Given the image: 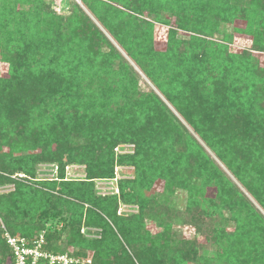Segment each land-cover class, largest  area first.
I'll return each instance as SVG.
<instances>
[{
  "label": "trees",
  "instance_id": "16d2710c",
  "mask_svg": "<svg viewBox=\"0 0 264 264\" xmlns=\"http://www.w3.org/2000/svg\"><path fill=\"white\" fill-rule=\"evenodd\" d=\"M243 1L204 0L210 18L222 15L217 21L176 7L187 0H174L173 6L167 0H80L89 15L73 1L77 18L46 29L41 18L44 9L21 14L7 9L10 27L3 33L0 28V58L10 68L9 78H0V112L10 119L3 117L0 134L13 127L28 134L19 136L20 143L15 144L21 157L0 155V186L15 187L0 195L1 221L9 233L33 239L45 232L46 249L51 252H68L65 248L69 246L79 249L76 255L92 252L94 264H134L100 213L89 211L83 218V204H90L112 221L123 220L93 193V180L111 178L117 161L135 167L134 180L121 183V200L138 204V218L161 228L150 252L117 224L140 264H264V235L260 237L264 230L258 227L257 231L248 222L264 224V68L251 61L248 52L232 61L235 55L219 46L215 55H226L224 64L229 68L216 64L226 68L217 72L209 52L213 43L205 47L199 37L220 35L221 26L227 29V6L235 15ZM247 1L255 35L253 50L264 52V0ZM216 10L219 15L211 14ZM155 24L168 27L167 35L178 49L186 47L182 66L187 80L177 79L173 85L182 89L184 83L192 89V82L202 88L199 120L158 83L155 73L141 61V47L131 43L139 36L131 35L127 27L133 26L151 40ZM180 31L193 36L183 39ZM115 45L156 92L146 94L134 88V70ZM201 46L205 48L196 53ZM239 63L252 65V74L245 75L240 68L231 71ZM162 65L157 70H169ZM191 74L193 80H189ZM177 116L195 135L188 134L195 143L188 144L185 153L167 154L159 143L146 142L151 129L161 133L165 127L173 133ZM3 140L0 149L5 146L14 151L16 146ZM128 143L135 146L134 155L116 159L115 148ZM43 162L62 169L84 165L88 178L47 184L56 196L11 178L18 173L35 177L36 165ZM155 181L165 182L164 191L146 196ZM212 187L216 195L209 198L207 188ZM178 191L186 195L181 199ZM66 211L70 220L61 230H52L49 218L54 212ZM83 221L87 226L103 227V239H85L80 233ZM186 225L195 229L197 238L192 243L181 237ZM200 236L212 246L200 245ZM12 260L10 247L0 237V264Z\"/></svg>",
  "mask_w": 264,
  "mask_h": 264
},
{
  "label": "rangeland",
  "instance_id": "374dc122",
  "mask_svg": "<svg viewBox=\"0 0 264 264\" xmlns=\"http://www.w3.org/2000/svg\"><path fill=\"white\" fill-rule=\"evenodd\" d=\"M75 1L82 10L85 11L86 14L89 15L88 11L81 5L80 0H0V28H3L1 32L7 31L10 27V21L5 17L6 10H11L14 13L19 12H25V11H34L35 9H44L43 14L41 15V18L44 19V27L45 29L48 28V26H55V25H61V21L68 18V21H72L73 19L77 18V15L74 13L73 8L74 4L72 3ZM148 1V0H147ZM156 1V0H154ZM169 5L173 6L174 0H167ZM248 1L239 2L238 5L240 6V9L237 10V13L234 15L235 11L230 10V6H227V12L225 17L228 18V24H226L227 29H222V33L215 34V36H199L205 40V47H208V42L213 43L209 47V52L211 56V61L214 62V66L216 64H220L222 66H225L228 70L229 66H226L224 64V61H228V58L226 55L222 54L221 57L218 56V53L215 55L216 50H222L226 49L228 50V53L231 55H235V58L232 61H238L237 57L243 52H248L252 55L251 61H258L262 68H264V52H257L253 50L254 45V39L255 35L251 32V17L249 16L248 11ZM49 6V8H48ZM176 7H180L184 9V12L196 14L199 15L200 13L205 14V17L210 18V15H208V11H210V7L207 6V4L204 3V0H187V2L183 5H180L177 3ZM175 10V9H174ZM42 11V10H40ZM176 11V10H175ZM167 14V12L163 13ZM211 14L219 15L218 11H214ZM222 16V15H219ZM219 16L216 17L217 21H219ZM212 20H216L215 18H210ZM196 20L200 23L201 19L196 18ZM233 21V24H230L229 22ZM92 21L95 25L99 26L97 21L92 18ZM174 23V21H172ZM121 23V21H120ZM127 31L133 35L134 37L139 36L135 39L132 37V45L135 47V45H138L141 47V54L140 58L141 61L144 62L147 67L150 69L151 73H155L158 77V83L164 88L167 89L170 93L174 94L176 96V99L178 103L183 106L184 109L190 111V115H197L194 116L199 120L200 114L202 113L203 109L199 106V99L198 96H202L203 91L202 88H198L193 85V83H190V86H192V89L190 87H185V84L183 83L184 87L180 89L179 87H175L173 83L178 81H186L187 74L185 71H183V56L186 51L185 48H177V44L175 43V40H171L170 37H168V27L162 26L159 24H155V29L153 30V38L151 40H146L145 35L142 33L137 32V30L132 26L131 28H126ZM237 29V30H235ZM125 31V29H124ZM225 31V32H224ZM127 33V32H126ZM181 34H183V39H185L186 36H193L192 33L186 32V31H180ZM188 38V37H186ZM116 46V45H115ZM220 46V49H218ZM117 47V46H116ZM204 46H201V48H196V53L201 49V51L205 48ZM118 48V47H117ZM119 49V48H118ZM119 51L122 53V56L125 58V61H129L130 66L133 68L134 73L131 75H134V82L133 86L136 90L140 91L141 93L144 92L146 94H149L151 91H155V88L151 81L143 74V72L135 65L132 64V62L128 59V57L125 55V53L119 49ZM184 51V52H183ZM142 55V56H141ZM194 57L196 54H193ZM196 59V58H195ZM162 61H165L162 63ZM182 61V63H181ZM198 61V60H195ZM163 64V68L166 69L169 67V70L166 72H162L158 69L157 65ZM220 65L215 66V70L217 72H222L223 68L226 70L225 67H221ZM238 65L237 67H232L231 71L233 69L236 70V68H240L244 71H246L245 75L252 74L253 66L245 63H239L234 64ZM9 68L10 65L8 62L3 61L0 58V78H9ZM162 69V70H164ZM157 70V71H156ZM159 71V72H158ZM229 72V71H227ZM237 74V71L235 74H232L231 77H235ZM189 80H193V74L189 75ZM132 82V81H131ZM170 83V84H169ZM181 86V85H180ZM132 96L133 99L137 98ZM161 100L163 101L164 98L160 96ZM214 98V96H211V100ZM120 99L118 100V102ZM122 102H124V99H121ZM164 102V101H163ZM165 103V102H164ZM207 109V108H206ZM3 112H0V123L3 121ZM7 120L10 119V116L8 115L5 117ZM178 118V116H177ZM177 122L173 123L174 126V132L168 130L165 127H162L159 133L156 128L151 129L149 131V135L147 136V143H152L153 146L155 143H159L160 147L167 153H173L179 155L182 153H185V151L188 149V144H193L194 141L191 137L188 138V134H191V136H194L193 131L185 124H182L180 122V119L178 118ZM2 129H4V126H2ZM185 129L188 133H186ZM6 136L4 137V133H6ZM154 132V133H153ZM28 135L27 133H23L21 130L16 128H9L8 130L4 131L2 134H0V141L1 140H10L14 146L17 144L19 145L20 138L19 136L22 135ZM3 140V141H4ZM199 142V141H198ZM200 143V142H199ZM17 146L14 148V151L10 147H2L0 149V155L2 154H12L13 157H21V149H17ZM193 147V146H192ZM116 159L121 155H134L135 153V146L133 144H120L117 146L114 150ZM15 160V159H14ZM263 162L264 160L261 159ZM114 175L111 178H104V179H95L94 187H93V193L96 196L98 200H102L103 202H106L105 204L107 207H110L111 211H116V215L118 217L123 218L122 221H112L110 218H108L106 215L101 213L99 210L95 209L93 205L90 204H83L84 211H83V218L86 219L87 213L89 211L95 210L96 212L100 213L103 218L106 220L108 225L111 227V230L116 235V237L119 239V242L123 249L126 251V253L132 258V261L134 264H140L136 257H134L133 250L131 247L121 238L120 233L117 230V224L120 225L125 232L129 234V237L133 238V242H138L141 245H143L146 250H149L151 252V248H154V244L152 243V239L156 237V235L161 231V228L158 227L155 223L151 222L149 219H141L138 218L140 216L139 214V206L135 203H125L121 200V183L123 182H130L134 180L135 178V167L129 164H120L116 161V164L114 165ZM14 181L21 182L24 185L32 186L36 189L48 192L49 194H52L53 196H56L57 193L50 188L47 187V184H50L52 182L60 183L61 181L65 182H77V181H86L88 178L87 174V167L84 165H77V164H71L67 165L65 168H61L58 164H51V163H38L36 165V176L35 177H29L23 173H18L11 177ZM152 188L149 190H146L145 195L146 196H153L154 194L158 195L161 194L164 190L163 187L165 186L164 181H155V183L151 182ZM15 187L13 184L7 185V186H0V195L8 194L12 191H14ZM180 194L181 199L185 194L183 191H178ZM207 197L214 198L216 195V189L215 188H207ZM111 200V201H109ZM117 200V202H116ZM259 211H261L260 208L257 207ZM247 210L250 211V208H247ZM252 211V210H251ZM58 213L54 212L53 217L49 218L50 220L47 222L49 227L52 230H61L66 224L67 221L70 220L69 213ZM246 212V211H245ZM222 214H225V211L221 212ZM247 214V212L245 213ZM264 215V214H263ZM83 219V220H84ZM205 221H208L209 218L204 219ZM238 220H245V219H238ZM253 220H257V218H253ZM1 221V216H0ZM247 221V220H245ZM249 223L253 224L255 227V230H257L258 227L264 230V224H258L254 221H248ZM246 226V225H245ZM248 226V225H247ZM223 227H225V224H223ZM230 230V229H229ZM258 231V230H257ZM57 232V231H56ZM45 233V232H44ZM81 235L87 239L88 241H100L104 237V228L103 227H95V226H87L83 224L81 225L80 230ZM264 233L260 234V237H262ZM181 237L188 241L189 243H192V241L197 238L195 229L189 225H186L185 227H182V233ZM200 239V245L204 246L205 248H210L212 244H208L204 237L200 236L198 237ZM62 243V242H61ZM64 245V243H63ZM118 245V244H117ZM65 251L77 253L79 252V249H76L74 247L67 246L65 248ZM89 251V250H88ZM95 253V252H94ZM96 258V256H95ZM110 264H114L113 262H110Z\"/></svg>",
  "mask_w": 264,
  "mask_h": 264
},
{
  "label": "built area",
  "instance_id": "2783aa9c",
  "mask_svg": "<svg viewBox=\"0 0 264 264\" xmlns=\"http://www.w3.org/2000/svg\"><path fill=\"white\" fill-rule=\"evenodd\" d=\"M0 237L12 251V262L9 264H94V254L76 255L72 252H51L46 249L47 241L44 233L33 239L13 236L0 221Z\"/></svg>",
  "mask_w": 264,
  "mask_h": 264
}]
</instances>
